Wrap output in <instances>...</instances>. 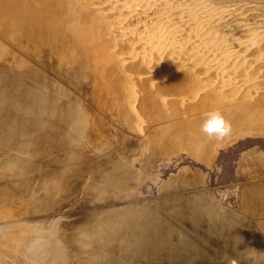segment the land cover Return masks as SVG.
I'll return each instance as SVG.
<instances>
[{
	"label": "rangeland",
	"instance_id": "1",
	"mask_svg": "<svg viewBox=\"0 0 264 264\" xmlns=\"http://www.w3.org/2000/svg\"><path fill=\"white\" fill-rule=\"evenodd\" d=\"M0 197L63 264H264V0H0Z\"/></svg>",
	"mask_w": 264,
	"mask_h": 264
},
{
	"label": "bare ground",
	"instance_id": "2",
	"mask_svg": "<svg viewBox=\"0 0 264 264\" xmlns=\"http://www.w3.org/2000/svg\"><path fill=\"white\" fill-rule=\"evenodd\" d=\"M1 200L4 199L0 197ZM14 225L16 224H11V226ZM20 225L24 227L23 225L25 224ZM26 225L28 227V224ZM26 225L24 228L28 229ZM3 228L0 227V264H63L58 261L63 255L61 248L63 241L61 238L51 237L45 241L37 233V230L43 231V229L34 230L31 228L33 231L29 229L30 231L27 230L26 232V229H23L24 232L19 229L22 232H18L16 229L11 231L13 227H11L10 231H3Z\"/></svg>",
	"mask_w": 264,
	"mask_h": 264
},
{
	"label": "clouds",
	"instance_id": "3",
	"mask_svg": "<svg viewBox=\"0 0 264 264\" xmlns=\"http://www.w3.org/2000/svg\"><path fill=\"white\" fill-rule=\"evenodd\" d=\"M200 131L209 139L223 140L232 133V125L219 109H211L203 114Z\"/></svg>",
	"mask_w": 264,
	"mask_h": 264
}]
</instances>
